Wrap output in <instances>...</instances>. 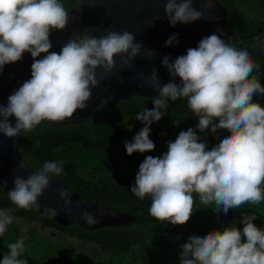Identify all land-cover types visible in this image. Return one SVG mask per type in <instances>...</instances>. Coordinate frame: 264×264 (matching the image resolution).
<instances>
[{
  "label": "clouds",
  "instance_id": "obj_1",
  "mask_svg": "<svg viewBox=\"0 0 264 264\" xmlns=\"http://www.w3.org/2000/svg\"><path fill=\"white\" fill-rule=\"evenodd\" d=\"M165 13L173 27L203 18L193 0H167ZM68 22L61 0H0V72L5 65L22 60L26 52L33 58L31 78L8 97L7 106L0 104V133L7 137L30 132L44 121L58 123L72 118L87 107L91 89L98 86V68L111 73L117 56L121 57V67L127 66L143 48L127 31L109 30L96 37L86 30L82 37L67 41L59 52L51 51V33L65 30ZM174 42H178L176 36L170 37L166 46ZM41 54L46 55L41 59ZM154 55L150 51V56ZM162 65L173 80L161 84L156 69L146 78L158 95L152 101L153 109L136 115L145 126L125 143L127 154L155 150L150 128L165 115L169 99L187 100V107L199 118L201 133L211 128L212 133L227 130V135L208 150L206 143L199 142L196 130L181 131L168 142L162 156L144 159L130 191L141 200L150 197V215L173 226L190 220L193 193L198 194L201 204L214 203L213 210L225 215L230 209L264 201V107L253 100L264 94V86L250 78L259 66L249 52L212 34L174 61L165 56ZM177 77L179 83L175 82ZM12 117L16 119L14 126ZM62 170V165L48 161L27 178L16 176L14 187L7 192L9 200L17 208L39 210L38 199L49 187L50 174L60 175ZM60 196L67 193L61 191ZM10 211L0 210V236L13 222ZM46 213L57 215L55 209ZM83 218L89 224L96 222L89 213ZM255 219L243 216L242 231L228 226L223 231L190 236L180 245V264H264V230L253 223ZM24 249L23 238L9 244L0 264H28L21 258Z\"/></svg>",
  "mask_w": 264,
  "mask_h": 264
},
{
  "label": "trees",
  "instance_id": "obj_2",
  "mask_svg": "<svg viewBox=\"0 0 264 264\" xmlns=\"http://www.w3.org/2000/svg\"><path fill=\"white\" fill-rule=\"evenodd\" d=\"M217 1L226 9L236 38L231 43L237 49H246L259 66L250 78L255 77L264 86V0ZM61 2L68 11L75 12L76 0ZM155 97H127L87 122L27 132L18 144L21 159L35 171L48 161L62 165L60 175L50 174V179L67 185L83 202L103 205L138 220L93 230L76 224L61 226L47 213L17 208L0 187V210H11L9 214L14 218L0 236V260L9 251V244L23 238L25 249L21 258L27 259L28 264H180V245L188 242L190 236L223 231L228 226L242 231L245 215L255 216L253 223L264 230V201L230 209L225 215L213 210L214 203L201 204L198 194L193 193L190 220L185 225L173 226L150 215V197L141 200L130 191L144 159L149 155L162 156L168 142L174 141L181 131L196 130L199 142L206 143L208 150L227 135L224 129L212 133L209 128L201 133L197 128L199 118L187 107V100L169 99L165 115L150 128L149 138L155 150L129 156L125 143L131 142L145 126L136 115L153 109ZM253 100L264 107V94H257ZM20 222L29 226L25 235L20 231ZM34 224L50 229L51 233L38 235Z\"/></svg>",
  "mask_w": 264,
  "mask_h": 264
},
{
  "label": "water",
  "instance_id": "obj_3",
  "mask_svg": "<svg viewBox=\"0 0 264 264\" xmlns=\"http://www.w3.org/2000/svg\"><path fill=\"white\" fill-rule=\"evenodd\" d=\"M166 3L167 0H76L74 13L65 8L69 22L65 30L51 33V51L59 52L67 41L82 37L86 30H90L87 31L88 35L96 37L106 35L109 30L118 33L127 31L135 35V42L141 43L143 48L140 55L127 66L121 67V57L117 56L116 67L111 73H106L102 68L96 70L99 83L91 89L92 96L85 109L78 110L72 118L63 122L44 121L34 130L87 122L99 117L106 107L127 97L158 95L145 81L151 77L153 69L157 70L161 84L173 80L162 65L165 56H170L174 61L212 34L220 36L226 42L236 40L227 21L226 10L217 0H193L194 8L203 13V18L189 24L178 23L175 27L166 18ZM172 36H176L178 42L166 46L167 40ZM150 51H154L155 55L150 56ZM44 55L46 54H41L39 58L42 59ZM32 63L31 54L26 52L22 60L4 66L0 72V104L7 106L8 97L31 78ZM175 82H180L179 77L175 78ZM10 122L14 126L15 117L10 118ZM23 134L22 132L9 138L0 133V187L6 195L14 187L16 176L27 178L35 171L21 159L18 152L19 140ZM61 191L67 193V196L62 198ZM38 203L39 210L35 207L22 210L46 213L49 209H55L57 215L51 216L61 226L76 224L93 230L138 220L133 215L103 205L85 203L78 193L55 179H50L49 187L39 197ZM84 213L91 214L96 222L87 223L83 218Z\"/></svg>",
  "mask_w": 264,
  "mask_h": 264
},
{
  "label": "rangeland",
  "instance_id": "obj_4",
  "mask_svg": "<svg viewBox=\"0 0 264 264\" xmlns=\"http://www.w3.org/2000/svg\"><path fill=\"white\" fill-rule=\"evenodd\" d=\"M18 225L20 226V231H21L22 235H25L28 231L29 226L25 223H22V222L18 223ZM33 226L37 228L36 230H37L38 235H44L46 233H51L50 229H45L44 227L39 226L37 224H34Z\"/></svg>",
  "mask_w": 264,
  "mask_h": 264
}]
</instances>
